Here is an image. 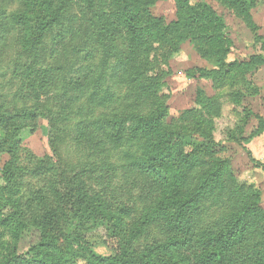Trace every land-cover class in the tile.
Instances as JSON below:
<instances>
[{
    "label": "trees",
    "instance_id": "16d2710c",
    "mask_svg": "<svg viewBox=\"0 0 264 264\" xmlns=\"http://www.w3.org/2000/svg\"><path fill=\"white\" fill-rule=\"evenodd\" d=\"M153 5L0 0V52L8 51L15 95L9 103L0 93V160L7 158L0 167V264H264V211L223 189L221 163L202 159L197 146L163 126V109L93 110L110 96L109 80L127 81L140 98L160 83L150 54L154 42L170 43L179 21L164 24ZM227 5L243 13L247 1ZM194 12L191 21L208 24L226 45L215 10L203 3ZM82 100L86 112L74 120L68 147L86 150L87 160L67 168L58 151L63 124ZM40 117L52 155L22 144V132L32 133ZM263 130L259 118L243 142ZM124 146L126 155L113 162L111 152ZM205 202L224 213L208 220ZM99 229L112 244L108 254L93 243ZM30 230L35 240L19 252Z\"/></svg>",
    "mask_w": 264,
    "mask_h": 264
},
{
    "label": "rangeland",
    "instance_id": "374dc122",
    "mask_svg": "<svg viewBox=\"0 0 264 264\" xmlns=\"http://www.w3.org/2000/svg\"><path fill=\"white\" fill-rule=\"evenodd\" d=\"M246 1V12L238 13L227 5V0H154L152 12L164 24L179 21L177 28H170V43L154 42L150 54L160 83L153 93L140 98L127 81L109 80L110 96L95 102L93 110L146 114L150 109H163V126L175 132L177 139L183 137L187 147L197 146L202 159L221 163L223 189L234 191L236 198L253 202L264 211V170L250 158L264 165V130L246 143L242 140L258 127L259 118L264 119V0ZM203 3L222 19L229 39L226 45L215 41L208 24L191 21L195 9ZM8 59V51L0 52V93L13 103V84L6 69ZM95 64L103 71L101 60ZM84 103H77L71 120L63 124L66 138L58 151L67 168L87 160L86 150L68 147L74 120L86 112ZM23 106L17 104L19 108ZM22 136L24 148L38 156L52 155L45 118L40 117L36 129L32 133L24 130ZM126 150L127 146L113 150L112 161L119 163ZM135 152L131 147V155ZM6 159L4 156L0 160V167ZM204 208L208 220L225 211L211 202H205ZM95 233L96 251L112 252L104 230ZM35 236V231L25 232L18 251H25Z\"/></svg>",
    "mask_w": 264,
    "mask_h": 264
}]
</instances>
